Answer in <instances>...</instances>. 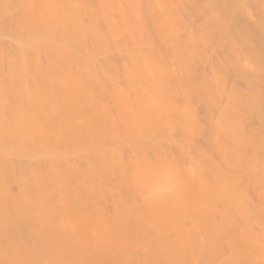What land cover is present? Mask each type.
I'll use <instances>...</instances> for the list:
<instances>
[{
  "label": "bare ground",
  "instance_id": "obj_1",
  "mask_svg": "<svg viewBox=\"0 0 264 264\" xmlns=\"http://www.w3.org/2000/svg\"><path fill=\"white\" fill-rule=\"evenodd\" d=\"M0 264H264V0H0Z\"/></svg>",
  "mask_w": 264,
  "mask_h": 264
}]
</instances>
